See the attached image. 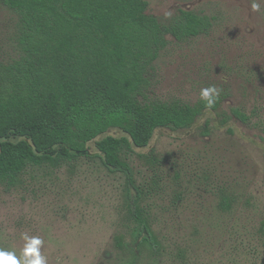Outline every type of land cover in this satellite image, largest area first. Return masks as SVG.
Segmentation results:
<instances>
[{
  "label": "rangeland",
  "instance_id": "obj_1",
  "mask_svg": "<svg viewBox=\"0 0 264 264\" xmlns=\"http://www.w3.org/2000/svg\"><path fill=\"white\" fill-rule=\"evenodd\" d=\"M146 1L162 22L179 9L211 18L195 37H167L148 72V97L193 104L214 87L220 107L134 148L129 164L161 245L158 256L142 253L136 264H264V0ZM14 24L0 4V59L14 56ZM234 108L248 123L231 116ZM222 113L230 116L223 124ZM123 181L92 157L72 171H31L19 189L0 186V250L20 261L28 239L39 238L45 264H125L130 254L115 239L122 234L128 245L117 212Z\"/></svg>",
  "mask_w": 264,
  "mask_h": 264
},
{
  "label": "trees",
  "instance_id": "obj_2",
  "mask_svg": "<svg viewBox=\"0 0 264 264\" xmlns=\"http://www.w3.org/2000/svg\"><path fill=\"white\" fill-rule=\"evenodd\" d=\"M0 4L15 16L14 56L0 59V186L19 189L31 171H72L80 158H97L124 178L117 212L129 242L123 246L122 234L115 239L130 254L125 264H136L142 253L154 259L161 245L130 157L134 148L147 147L157 130H186L206 110L217 111L220 99L211 105L205 99L193 104L150 99L148 72L168 36L195 37L210 28L211 18L179 9L162 22L147 12L146 0ZM231 116L249 121L237 108ZM229 118L222 113L221 123ZM222 203L226 208L229 200Z\"/></svg>",
  "mask_w": 264,
  "mask_h": 264
},
{
  "label": "clouds",
  "instance_id": "obj_3",
  "mask_svg": "<svg viewBox=\"0 0 264 264\" xmlns=\"http://www.w3.org/2000/svg\"><path fill=\"white\" fill-rule=\"evenodd\" d=\"M254 10L259 9V5L252 4ZM217 95V90L214 87L204 89L202 97L211 105ZM28 239L27 237H25ZM42 241L39 238L28 239V243L22 251V260L18 261L12 252L0 250V264H45L44 258L40 255L38 245Z\"/></svg>",
  "mask_w": 264,
  "mask_h": 264
}]
</instances>
